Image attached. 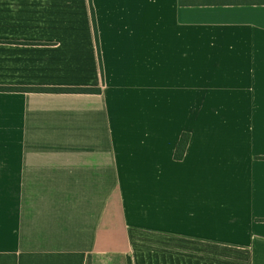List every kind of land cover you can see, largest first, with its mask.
I'll list each match as a JSON object with an SVG mask.
<instances>
[{
	"label": "crops",
	"instance_id": "obj_1",
	"mask_svg": "<svg viewBox=\"0 0 264 264\" xmlns=\"http://www.w3.org/2000/svg\"><path fill=\"white\" fill-rule=\"evenodd\" d=\"M0 86V264H264V0H0Z\"/></svg>",
	"mask_w": 264,
	"mask_h": 264
},
{
	"label": "trees",
	"instance_id": "obj_2",
	"mask_svg": "<svg viewBox=\"0 0 264 264\" xmlns=\"http://www.w3.org/2000/svg\"><path fill=\"white\" fill-rule=\"evenodd\" d=\"M93 16L94 13H93ZM37 88H31V87H5L0 86V90H32ZM68 91H81V92H97L98 89L93 88H86V89H69ZM100 91V90H99ZM190 141V134L189 133H183L180 137V140L177 144L176 151H175V158L177 160H181L184 158L186 149L188 147Z\"/></svg>",
	"mask_w": 264,
	"mask_h": 264
}]
</instances>
